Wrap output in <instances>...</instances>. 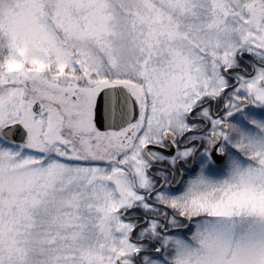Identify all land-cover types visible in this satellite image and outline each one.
I'll list each match as a JSON object with an SVG mask.
<instances>
[{"label":"snow or ice","instance_id":"1","mask_svg":"<svg viewBox=\"0 0 264 264\" xmlns=\"http://www.w3.org/2000/svg\"><path fill=\"white\" fill-rule=\"evenodd\" d=\"M0 264H264V0H0Z\"/></svg>","mask_w":264,"mask_h":264}]
</instances>
